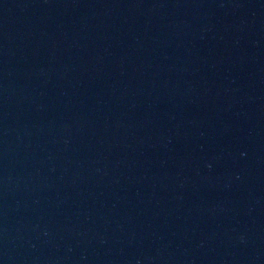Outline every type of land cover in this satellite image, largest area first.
<instances>
[{
	"label": "water",
	"instance_id": "water-1",
	"mask_svg": "<svg viewBox=\"0 0 264 264\" xmlns=\"http://www.w3.org/2000/svg\"><path fill=\"white\" fill-rule=\"evenodd\" d=\"M0 264H264V0H0Z\"/></svg>",
	"mask_w": 264,
	"mask_h": 264
}]
</instances>
